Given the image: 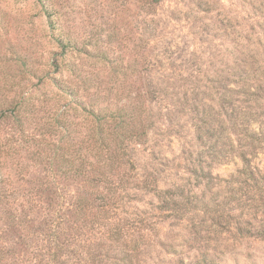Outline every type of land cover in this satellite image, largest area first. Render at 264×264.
<instances>
[{"label": "rangeland", "instance_id": "374dc122", "mask_svg": "<svg viewBox=\"0 0 264 264\" xmlns=\"http://www.w3.org/2000/svg\"><path fill=\"white\" fill-rule=\"evenodd\" d=\"M51 1L55 32L36 0H0V99L10 83L32 94L31 130L56 125L44 139L59 155L86 138L91 111L135 109L145 135L128 146L131 178L113 184L124 244L99 217H57L98 190L37 166L42 194L21 202L32 227L0 220V264H264V0ZM13 125L0 121L12 189ZM60 223L70 261L54 263Z\"/></svg>", "mask_w": 264, "mask_h": 264}, {"label": "trees", "instance_id": "16d2710c", "mask_svg": "<svg viewBox=\"0 0 264 264\" xmlns=\"http://www.w3.org/2000/svg\"><path fill=\"white\" fill-rule=\"evenodd\" d=\"M36 1L43 6L49 27L54 32L58 31V20L52 1ZM56 40L61 48H72L70 39H67V37L65 39L61 32L57 35ZM61 68L57 65V70L60 72ZM8 87L10 89L8 95L0 99V121L12 120L15 125H13V129H16L21 140L8 142L5 163L1 167L10 168V172L6 175H14L16 183L19 185L13 189L8 187L7 184L5 186V179L3 180V176L0 175V220L3 218L8 221L10 232L29 233L33 223L30 218L33 211H25V207L21 202L29 204L27 198H36L38 193L42 194L40 187L36 191L34 189L36 182L31 179V170L37 166L55 167L58 178L76 181L98 190L96 193H87V196H89L88 202L85 199L83 200L82 197H78L68 213L57 210L56 216H69L75 218V220L79 218L93 220L99 217V219H102L100 223L104 233L108 235L109 241L123 246L124 243L118 237L125 233L124 228L126 226L120 224L119 216L116 213L117 208L115 206L118 204L117 195L118 190H120L116 185L120 184L121 186L124 179L131 178L133 165L132 159L128 155V146L145 135L143 123L139 117H135L133 114L135 109L119 108L115 111L103 109L97 113L91 111L89 113L91 119H86L87 122L88 120L90 122L86 138L74 148L72 146L70 148L59 147V150L63 151L59 155L55 151V149H58L57 145L54 142L48 143L44 139L45 136L55 132L56 125L44 124L40 126L42 128L36 125L31 130L32 120L37 112L33 95L24 93V89L12 83L8 84ZM79 105L81 108L84 107L82 103H79ZM69 107L64 101L61 108L63 115L68 112ZM19 148L26 152V156L22 158L23 161L16 157V150ZM47 152L55 153L48 154ZM1 154L2 150L0 149ZM9 164L10 167H7ZM23 171H26V173L24 174ZM115 183L116 185H113ZM94 196H96L95 200L93 199ZM63 219L60 218V221L63 222ZM62 224L55 226L56 233L51 235L47 241L49 246L54 245V251L49 256V261L54 263L61 259L70 261L68 259L69 255H63L69 243L62 240L66 232L65 229L62 231ZM119 226H122V228L118 229Z\"/></svg>", "mask_w": 264, "mask_h": 264}]
</instances>
